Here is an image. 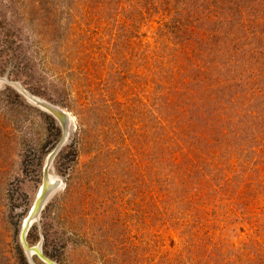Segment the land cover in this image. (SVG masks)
<instances>
[{"label": "rangeland", "instance_id": "374dc122", "mask_svg": "<svg viewBox=\"0 0 264 264\" xmlns=\"http://www.w3.org/2000/svg\"><path fill=\"white\" fill-rule=\"evenodd\" d=\"M0 75L75 119L27 234L57 264H264V0H0ZM62 137L0 88V264Z\"/></svg>", "mask_w": 264, "mask_h": 264}, {"label": "water", "instance_id": "95a60500", "mask_svg": "<svg viewBox=\"0 0 264 264\" xmlns=\"http://www.w3.org/2000/svg\"><path fill=\"white\" fill-rule=\"evenodd\" d=\"M5 85L13 87L19 93H21L25 99L34 105L35 107L40 108L43 111H46L53 115L62 127V137L54 150L49 154L46 165L44 167L43 173V184L41 187L40 194L37 195L35 200L34 206L32 207L28 217L23 223V229L21 233V241L25 247L27 252V257L31 260L33 254L38 255L41 260L45 264H57L56 262L52 261L51 259L45 257L41 250V243L38 244L36 247H29L27 242V234L34 223H37L40 220V216L42 211L45 209V206L53 197L55 192L62 187L59 181H51V171H52V163L57 156V154L62 150L64 145L67 143L69 139L70 132L74 127V121L72 119V115L62 109L61 107L50 103L49 101L31 93L27 90L19 81L10 80L7 76L0 75V88H3ZM29 247V248H28ZM29 249V251L27 250Z\"/></svg>", "mask_w": 264, "mask_h": 264}, {"label": "bare ground", "instance_id": "6f19581e", "mask_svg": "<svg viewBox=\"0 0 264 264\" xmlns=\"http://www.w3.org/2000/svg\"><path fill=\"white\" fill-rule=\"evenodd\" d=\"M72 119H73V121H74V123H75V119H74V117L72 116ZM51 181H59V183L61 184V179L59 178V177H55L53 174L51 175ZM62 186H63V184H62ZM40 194V193H39ZM29 248V247H28ZM28 251H29V249H27Z\"/></svg>", "mask_w": 264, "mask_h": 264}]
</instances>
